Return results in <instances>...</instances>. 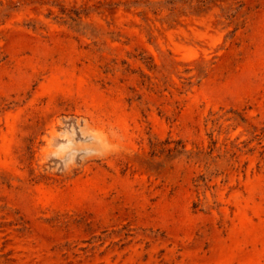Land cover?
<instances>
[{"label":"rangeland","instance_id":"1","mask_svg":"<svg viewBox=\"0 0 264 264\" xmlns=\"http://www.w3.org/2000/svg\"><path fill=\"white\" fill-rule=\"evenodd\" d=\"M0 264H264V0H0Z\"/></svg>","mask_w":264,"mask_h":264}]
</instances>
